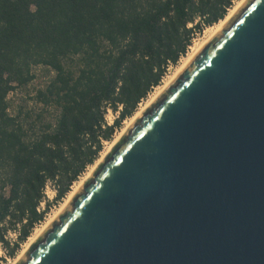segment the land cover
<instances>
[{"label": "water", "instance_id": "obj_1", "mask_svg": "<svg viewBox=\"0 0 264 264\" xmlns=\"http://www.w3.org/2000/svg\"><path fill=\"white\" fill-rule=\"evenodd\" d=\"M17 264H264V0H247Z\"/></svg>", "mask_w": 264, "mask_h": 264}, {"label": "trees", "instance_id": "obj_2", "mask_svg": "<svg viewBox=\"0 0 264 264\" xmlns=\"http://www.w3.org/2000/svg\"><path fill=\"white\" fill-rule=\"evenodd\" d=\"M235 2L0 0V249L8 257L45 221L47 189L64 200Z\"/></svg>", "mask_w": 264, "mask_h": 264}, {"label": "rangeland", "instance_id": "obj_3", "mask_svg": "<svg viewBox=\"0 0 264 264\" xmlns=\"http://www.w3.org/2000/svg\"><path fill=\"white\" fill-rule=\"evenodd\" d=\"M242 1H243V0H236V2H235V7H237L238 4H239L240 2H242ZM235 7H234V8H235ZM234 8H233V9H234ZM213 27H215V26H213ZM211 28H212V27H210V28H206L205 31H204L202 34L196 36V38L194 39V42H193V44H192V46H191V48H190L189 53L187 54V56L184 57V58L180 61L179 65H177V66H175V67H172V68L169 70V72H168L166 78L164 79V82L162 83V85H161L160 87H164V86H166V84L168 83V81H170V80L173 78V76L176 74V72L178 71V69L184 64L185 59H186L189 55H191V54L193 53L194 48L198 47L200 44H202V43H203V42L209 37L210 29H211ZM39 75H41L40 71H39ZM44 81H45V80L39 79V80L37 81L36 84H38V83H41V84H42V83H44ZM39 85H40V84H39ZM160 87H158L157 89H155V90L151 93V95L149 96V98H148L146 101H144V102L140 105V107H139V109H138V111H137L136 113H138L139 111H141V110H142V109H143V108H144V107L150 102V100L158 94V92H159V90H160ZM31 89H33V87H32ZM27 92H28V91H26V92H24V93H19V94H17V95H11V100L14 101L16 104H18L19 101H20L21 99H25V97H27ZM29 107H32V108L34 107L33 102H30ZM116 118H117V115H115L112 111H109V113H108V115H107V120H108V123H109L110 125H112V124L114 123V121H115ZM131 119H132V118L126 120V121L123 123L122 129L119 130V131H117V133L115 134V136H114V138H113V140H112L111 142H107V143H105V145H104V150H103V152L101 153L99 160H100L101 157H102V156H103V155L109 150L111 144H113V143L116 141L117 137H118V136L120 135V133L124 130V128L128 125V123L131 121ZM99 160H98V161H99ZM98 161H97V162H98ZM97 162H96L94 165H96ZM94 165H93V166H94ZM93 166H91V167L87 170V172H86V173L80 178V180H79L77 183L74 184V186L72 187L71 192L74 190V188L76 187V185H77L79 182H81V181H82V180L88 175V173L91 171V169H92ZM69 195H70V193L68 194V196H67L64 200H62V201L59 202V203H55L56 192H55L54 188L49 187V188L47 189V199H48V201L51 203V208H50V210L48 211V213H47V215H46L45 221H44L41 225H39V226L36 227V229H35V231L33 232V234H32L31 237H33V236L36 234V232H37L38 230H40L44 225H46V223H47L49 220H51V219L56 215V213L59 212V210H60V209L62 208V206L65 204V202H66L67 198L69 197ZM42 207L45 209L47 206H46L45 204H43ZM31 237L28 239V241H27L25 244H23V245L21 246V248L19 249V251H18V253H17L16 258H14V259L8 257V255L6 254V252H5L4 250L0 249V256H1V257H4V261L1 262V264H13V263L19 258V256L22 254V252L24 251V249L26 248V246H27L28 243L30 242ZM17 239H18L17 236L14 235V234H12V235L10 236V241H11L12 243L16 242Z\"/></svg>", "mask_w": 264, "mask_h": 264}, {"label": "bare ground", "instance_id": "obj_4", "mask_svg": "<svg viewBox=\"0 0 264 264\" xmlns=\"http://www.w3.org/2000/svg\"><path fill=\"white\" fill-rule=\"evenodd\" d=\"M247 0H243L242 2H240L238 4L237 7H235L234 9L231 10L230 14L226 17L225 20L221 21L219 24H217L215 27H212L210 29V34L209 37L202 43L200 44L198 47L194 48L193 53L191 55H189L185 61L184 64L178 69V71L176 72V74L173 76V78L168 81V83L166 84V86L164 87H160V90L158 92V94L153 97L150 102L138 113L135 114V116H133V118L131 119V121L128 123V125L124 128V130L120 133V135L117 137L116 141L111 144L109 150L101 157V159L97 162L96 165H94L91 169V171L88 173V175L81 181L79 182L76 187L74 188V190L70 193L69 197L67 198L65 204L62 206V208L59 210L58 213H56V215L49 220L46 225H44L40 230H38L36 232V234L31 237L30 242L28 243V245L26 246V248L24 249V251L22 252V254L19 256V258L13 263V264H17L21 258L28 252V250L32 247V245L36 242V240L38 238H40V236L45 232V230L51 225V223L59 216V214L68 206V204L70 203V201L73 199V197L76 195V193L79 191V189L82 187V185L87 182V180L92 176V174L97 170V168L100 166V164L105 160V158L107 157V155L113 150L114 146L117 144V142L123 137V135L131 128V126L136 122V120L140 117V115L165 91V89L172 83V81L177 77V75L184 69V67L194 58V56L202 49V47L209 42L221 29L222 27L236 14V12L241 8V6L246 2Z\"/></svg>", "mask_w": 264, "mask_h": 264}]
</instances>
